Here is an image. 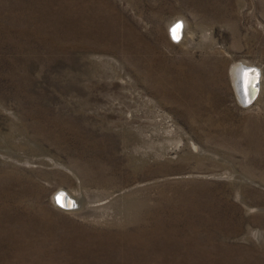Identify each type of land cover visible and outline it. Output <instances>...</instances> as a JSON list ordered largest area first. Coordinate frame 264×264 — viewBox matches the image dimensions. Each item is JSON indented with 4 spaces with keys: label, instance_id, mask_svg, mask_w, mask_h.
<instances>
[{
    "label": "rangeland",
    "instance_id": "rangeland-1",
    "mask_svg": "<svg viewBox=\"0 0 264 264\" xmlns=\"http://www.w3.org/2000/svg\"><path fill=\"white\" fill-rule=\"evenodd\" d=\"M0 264H264V0H0Z\"/></svg>",
    "mask_w": 264,
    "mask_h": 264
},
{
    "label": "water",
    "instance_id": "water-1",
    "mask_svg": "<svg viewBox=\"0 0 264 264\" xmlns=\"http://www.w3.org/2000/svg\"><path fill=\"white\" fill-rule=\"evenodd\" d=\"M179 24L182 26V20L181 19L176 20L172 25H170V34H171V36H172V38L174 40H176V38H175V36L173 34L172 28L174 27V25H179ZM239 67L240 68L238 69V74L237 75L239 76L238 80L240 79L242 81V92L240 90L241 97L238 98V96H237V98H238V101L242 105H247V104H250L252 101H254L256 96H257V94H258V89H259V86H260V81H259L260 68L257 65H255V64L249 65V66L240 65ZM246 72L249 73L248 75L252 74L251 75L252 79H249L250 85L248 84L249 81L245 80L246 88L244 90L245 84H244V80L242 79V77L245 75ZM238 82L240 83V81H238ZM246 92H247V95H246ZM60 191H63V189H60L59 191H57L55 193V202L58 205H60V204L57 202V197L60 196V194H61Z\"/></svg>",
    "mask_w": 264,
    "mask_h": 264
},
{
    "label": "bare ground",
    "instance_id": "bare-ground-1",
    "mask_svg": "<svg viewBox=\"0 0 264 264\" xmlns=\"http://www.w3.org/2000/svg\"><path fill=\"white\" fill-rule=\"evenodd\" d=\"M175 21H173L172 23H171V25L174 23ZM182 24H184V22L182 21ZM177 26H179V27H177ZM170 28V27H169ZM183 27L179 24V25H175L174 26V28H173V34H174V36H175V38H176V40L177 41H179V40H183L184 39V37H185V35H184V33H183ZM182 37V38H181ZM240 65H242V66H249V65H253L252 63H250V62H248V61H237V62H235L234 63V66L232 67V70H231V79H232V81H233V83H234V86H235V90H236V92H237V95H238V98H240L241 97V94H240V90H241V92H242V81L239 79L238 80V69L240 68L239 66ZM249 74V73H248ZM252 75V74H251ZM251 75H247V76H243L242 77V79L244 80V84H245V86H244V90H245V88H246V82H245V80L247 81H249V79H252L251 78ZM261 77V69H260V76H259V81L260 80H263V79H261L260 78ZM238 81H240V83L238 82ZM263 82V81H262ZM249 85H250V83H248ZM252 84V83H251ZM260 88H262L261 87V84H260V86H259V89H258V94H257V96H256V98L259 96V93H260ZM261 96V95H260ZM255 98V99H256ZM255 101V100H254ZM249 107V106H248ZM66 192L65 193H63L64 194V196L62 197V202L63 203H65L66 205L68 204V203H70L71 204V206L70 207H68V206H66V207H64V208H72V207H74V204L77 202V200H78V198L76 197V195H74L73 197H72V195L74 194H70L71 193V191L69 190V191H67V190H65ZM63 191H61L60 193H62ZM108 201V200H107ZM100 202H102V201H100ZM105 202V201H104ZM105 204H106V202H105ZM99 206L100 207H102V206H104L103 204H99ZM62 208V207H61ZM63 208V209H64ZM80 208H82V207H80ZM79 210V209H78ZM77 211V210H76Z\"/></svg>",
    "mask_w": 264,
    "mask_h": 264
},
{
    "label": "snow or ice",
    "instance_id": "snow-or-ice-1",
    "mask_svg": "<svg viewBox=\"0 0 264 264\" xmlns=\"http://www.w3.org/2000/svg\"><path fill=\"white\" fill-rule=\"evenodd\" d=\"M177 27H179V26H177ZM247 75H248V73L246 72V73H245V76H247ZM249 83H250V81H249ZM246 95H247V92H246ZM63 196H64V194L61 193L60 196L57 197V202L60 204L61 207H66V206L70 207V206H71L70 203H68V204L66 205L65 203L62 202V197H63Z\"/></svg>",
    "mask_w": 264,
    "mask_h": 264
}]
</instances>
